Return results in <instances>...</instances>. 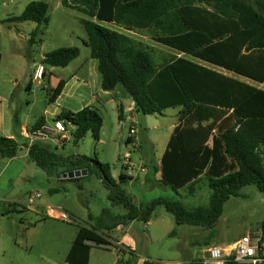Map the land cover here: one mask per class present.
<instances>
[{
	"label": "trees",
	"instance_id": "1",
	"mask_svg": "<svg viewBox=\"0 0 264 264\" xmlns=\"http://www.w3.org/2000/svg\"><path fill=\"white\" fill-rule=\"evenodd\" d=\"M61 1L64 7L90 18L82 21L88 36L85 45L98 63L103 91L122 86L132 98L136 113L143 116H162L166 110L179 109L177 125L160 164L146 181L195 194L196 184L205 178L211 190L206 207L189 209L181 201L166 198L137 204L122 187L130 178L122 174L119 181L115 180L105 171L109 170L108 165L87 156L62 155L48 142L26 145L28 159L48 177L63 180L66 173L87 170L88 176L97 177L108 189L112 206L122 207L126 212L116 215L104 209L98 227H80L66 259L68 264H89L90 244L106 245L107 233L132 222L150 223L158 207H164L177 226L211 230L221 218L226 202L239 197L241 189L255 186L264 194V88L185 57L158 64L128 35L93 21L127 31H152L154 41L165 47L264 85V0ZM48 11L47 3L35 1L11 20L48 25ZM31 41L34 42L33 37ZM80 55L78 47L61 48L46 54L43 63L67 68ZM1 61L0 52V65ZM64 87L65 81L61 80L53 89L52 104ZM55 120L74 126L75 145L88 133H92L96 145L101 140L104 118L93 107H84L79 112L64 110ZM42 122L43 119L34 129L41 128ZM19 151L20 144L15 139L0 136L3 158L14 159ZM156 174H160L158 181ZM51 192L57 193L59 189ZM89 218L92 220V215ZM134 258L132 254V259L122 263L138 264ZM143 264L159 263L145 260ZM227 264L239 263L231 258Z\"/></svg>",
	"mask_w": 264,
	"mask_h": 264
},
{
	"label": "rangeland",
	"instance_id": "2",
	"mask_svg": "<svg viewBox=\"0 0 264 264\" xmlns=\"http://www.w3.org/2000/svg\"><path fill=\"white\" fill-rule=\"evenodd\" d=\"M35 1L49 5L48 25L11 20L20 16L27 5ZM83 20L90 18L78 10L64 7L61 0H0V51L3 54L0 97L8 101L11 120L16 114L23 123L30 124L45 118L48 127H54L57 115L64 110L70 111L64 106L57 107L56 102L52 104L50 96L58 85L55 84L57 78L68 81L72 75H77L86 82L91 81L89 76L93 59L90 48L85 45L88 36ZM93 21L128 35L140 48L147 50L158 64H164L174 57L195 60L154 41L152 31H127L96 19ZM32 37L34 42L31 41ZM71 47H78L81 55L69 68H55L43 63L46 54ZM38 66L45 67L47 74L44 80L34 82V70ZM96 66L93 72L100 83L101 76ZM32 81L33 86L28 89ZM253 84L264 88L263 85ZM119 88L123 89L122 86ZM82 92L89 94L88 89ZM124 94L128 96L126 92ZM100 112L104 118L105 143L96 145L92 133H88L76 145L74 141L66 143L60 149L62 155L87 156L108 165L109 170L105 168V171L117 181L122 174L133 178V182L128 179L122 187L137 204L166 198L181 201L189 209L208 206L211 190L205 178L196 184V193L190 194L188 190L176 192L158 182H147L144 175L148 169L153 171L158 166V158L162 157L166 149L172 127L178 122L179 109L166 110L162 116L138 114L135 122L129 120L122 125L115 109L106 106L100 108ZM133 127L137 133L131 139L136 146L128 149L127 138ZM150 143L155 145V159H152ZM51 147L57 148L54 143ZM127 152L132 153L131 161L135 165L131 176L130 170L125 171L124 157ZM141 168L146 172H142ZM52 189H59V192L52 193ZM37 194L41 198L36 200V205L43 209L27 206L30 198H35ZM47 207L61 209L70 216L71 221L49 217ZM36 209L38 213L31 212ZM104 209H110L116 215L126 213L122 207L112 206L108 189L97 177L84 175L78 182L58 180L48 177L33 162L23 157L21 149L16 159L0 155V264H68L66 259L79 228L98 227ZM263 224L264 194L255 186H247L241 189L239 197L226 202L214 229L177 226L174 217L164 207H158L150 225L135 221L107 233L109 238L106 245L90 244L89 264H123L132 259V254L138 264L143 259L159 264L197 261L204 256L205 243L223 246L246 235L260 236L263 235ZM172 232L175 234L172 235Z\"/></svg>",
	"mask_w": 264,
	"mask_h": 264
},
{
	"label": "crops",
	"instance_id": "3",
	"mask_svg": "<svg viewBox=\"0 0 264 264\" xmlns=\"http://www.w3.org/2000/svg\"><path fill=\"white\" fill-rule=\"evenodd\" d=\"M178 54L184 55V54H181L179 52H178ZM184 56H186V55H184ZM195 60H192V61L197 62V63L204 65V66L208 65L207 63H204V62H201L198 60L195 61ZM96 62H97L96 60H94V59L92 60L93 65L91 68V74L89 76L91 78L90 82H86V81L80 79L77 75H72L68 81H65V79H62V78H57V80L55 81V84L56 83L58 84L61 80L65 81V87H64L61 95L56 100L57 107L64 106V107H67L68 109H70V111H72V112H79L84 107H93L100 112V108H105L106 106H109V107L115 109L121 115V117L119 118L120 125L124 124V122L129 121V120L132 122H135V119L138 116V114L135 111V105H134L132 98L129 95L128 96L125 95L124 94L125 91L123 92L122 91L123 89H120L119 87H117L115 90L110 91V92L103 91L101 89V82L99 83V80L97 79V76L94 73L95 71L93 70V67L96 66L95 65ZM2 63H3V54H2V61H1L0 67L2 66ZM69 66L67 68H69ZM96 67L98 70V63H97ZM67 68H65V69H67ZM215 68H218V67H215ZM44 69H45V77H46V74H47L46 68L44 67ZM218 69H220V68H218ZM220 70H222V69H220ZM223 71H225V70H223ZM225 72H227V71H225ZM227 73H229L230 75H228ZM227 73H224V74H226L227 76L236 78V79H240V80L245 81L247 83H250L252 85H254L253 83H255V82H252V81L245 79V78H242V77L239 78V76H237L231 72H227ZM231 74H233L237 77H234ZM45 77H44V79H45ZM32 86H33V81L28 84V89H31ZM254 86H256V85H254ZM85 89L89 90V94L82 92ZM7 103H8V101L6 99L0 97V136L5 137V138L15 139L20 144L21 154H23V157L28 158V150H27V146H26V145H28V141L24 137V133H25V131L33 130L34 126L38 122H40L42 119L44 120V122H42L41 128L48 126L47 120L45 118H41L35 124H30V123H26V122L23 123V120L21 118H19L18 114H16L14 116V119L11 120L10 109H9V106ZM96 105H98V106H96ZM176 125H177V122L172 127V132H173ZM103 136H104V127L102 130L101 140H100L99 144L105 143ZM133 142H134L133 139H131L130 136H128V138H127V148L128 149L132 147L131 144ZM52 143L53 142H49V145L51 146ZM23 145H25V146H23ZM150 147L152 150V159L153 158L155 159L156 155H155V153H153L155 151V145L153 143H150ZM138 148H140V147H138ZM59 152H60V149H59ZM16 158H14V159H16ZM161 158L162 157L158 158V160H159L158 166L160 164ZM144 159L145 158H143V160ZM142 162L143 161L141 160V163ZM125 171H126V169H125ZM142 172L145 173L146 170L142 171ZM144 175L146 176V178H151L153 175V171L148 169L147 173ZM130 179L132 180L130 182H133L134 179L133 178H130ZM159 179H160V174H156L155 180H159ZM37 207L43 209V207L40 205H38ZM33 211L38 213L37 209L31 210V212H33ZM150 223H148L147 225H150ZM118 244L124 245L123 242H119ZM223 246H226V245H223ZM129 247L132 249L131 246H129ZM145 260L146 259L141 260L139 262V264H143V262ZM183 263H185V262L179 261V262H171V263H165V264H183Z\"/></svg>",
	"mask_w": 264,
	"mask_h": 264
},
{
	"label": "built area",
	"instance_id": "4",
	"mask_svg": "<svg viewBox=\"0 0 264 264\" xmlns=\"http://www.w3.org/2000/svg\"><path fill=\"white\" fill-rule=\"evenodd\" d=\"M45 69L43 66H38L34 70V82H40L44 80ZM68 125V126H67ZM73 127L66 121L55 120L54 127H42L38 130L25 131L24 137L28 141V146H31L35 142H53L55 146L62 149L66 143L74 141ZM137 133L133 127L130 129V138ZM135 147V142L131 144ZM28 150V149H27ZM132 153L127 152L125 155V167L126 171H131L130 176L135 170V165L131 161ZM145 171L144 168H141ZM41 195L37 194L31 197L27 206H37L36 200L40 199ZM47 215L49 217L62 220L65 222L71 221L70 216L63 212L61 209H55L53 207H47ZM263 235L255 236H243L236 240L234 243L226 246L210 245L206 247L204 256L200 259L201 264H227L228 261L233 258L235 262L239 264H261L264 263V243L262 242Z\"/></svg>",
	"mask_w": 264,
	"mask_h": 264
},
{
	"label": "water",
	"instance_id": "5",
	"mask_svg": "<svg viewBox=\"0 0 264 264\" xmlns=\"http://www.w3.org/2000/svg\"><path fill=\"white\" fill-rule=\"evenodd\" d=\"M84 175H88L87 170H77V171L64 174L63 179L72 180V179L80 178L81 176H84Z\"/></svg>",
	"mask_w": 264,
	"mask_h": 264
}]
</instances>
